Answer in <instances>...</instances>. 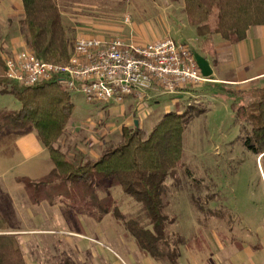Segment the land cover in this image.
<instances>
[{
  "label": "rangeland",
  "instance_id": "obj_1",
  "mask_svg": "<svg viewBox=\"0 0 264 264\" xmlns=\"http://www.w3.org/2000/svg\"><path fill=\"white\" fill-rule=\"evenodd\" d=\"M58 5L71 47L82 38L113 40L101 36L110 35L113 32L110 29L115 26H128L131 20L138 21L145 15L135 0H58ZM22 13L21 0H0V56L3 60L30 50L20 25ZM195 52L200 51L195 48ZM254 55L258 57L242 62L244 77L252 73L253 64L264 66V41L257 46ZM225 76L217 74L218 78ZM207 84L188 87L191 95H183L177 106L180 112L188 111L192 118L184 132L181 164L167 178L162 197L163 212L168 219L167 243L171 248L179 240L184 243L197 227L210 226L209 222L217 216L215 231L225 236L228 226L241 225L246 216H253L255 206L258 216L264 217V164L243 146L242 138L250 126L235 120L230 109L233 100L226 94L229 90L249 92L263 88L264 76L245 85ZM71 98L72 120L56 146L78 165L119 144L123 121L93 113L99 106L86 103L82 95L72 94ZM160 101L167 106L173 97L164 95ZM132 103L137 110V106L144 104ZM19 109L20 103L12 95L0 93V111ZM154 124L146 125L145 129L150 130ZM31 133L39 141L37 135ZM19 139L20 135L11 133L0 136V176L4 177L0 178V215L7 227L4 234L16 235L27 264H109L104 252L119 264H168L164 259L155 261L130 253L134 248L131 240L123 237L124 231L109 216L101 224L81 216L79 227L70 211L61 206L43 202L30 207L22 186L14 177L36 169L42 172L47 163L43 156L39 159L43 163L34 159L25 162L16 154L12 156L10 151L15 152L13 144ZM3 154L8 157L4 159ZM98 194L101 198L109 195L117 200L128 217L139 211L137 204L108 182L98 185ZM21 233L26 235L20 236Z\"/></svg>",
  "mask_w": 264,
  "mask_h": 264
},
{
  "label": "trees",
  "instance_id": "obj_2",
  "mask_svg": "<svg viewBox=\"0 0 264 264\" xmlns=\"http://www.w3.org/2000/svg\"><path fill=\"white\" fill-rule=\"evenodd\" d=\"M20 22L26 45L44 62L65 66L72 49L58 0H21ZM189 26L204 38L203 51L215 57L209 39L218 35L237 45L246 40L251 28L264 27V0H183ZM5 64L0 56V93L12 95L18 111H0V136L34 132L47 151L53 170L39 180L18 179L30 202H60L75 217L85 216L99 224L109 216L131 240L143 258L164 259L179 264V247L194 252L207 246L203 229L183 243H167L168 219L162 197L170 173L181 164L184 132L192 116L188 111L164 114L150 130L124 128L121 142L107 148L97 160L75 164L56 146L72 120L71 95L54 82L23 87L5 78ZM213 80L212 78H209ZM230 109L236 121L248 124L243 146L264 164V87L249 92L227 91ZM238 101L240 103H238ZM108 182L139 206L137 215L128 217L117 200L100 197L98 185ZM218 219V216L217 218ZM6 223L0 215V264H26L15 236L4 234ZM64 264H73L65 262Z\"/></svg>",
  "mask_w": 264,
  "mask_h": 264
},
{
  "label": "crops",
  "instance_id": "obj_3",
  "mask_svg": "<svg viewBox=\"0 0 264 264\" xmlns=\"http://www.w3.org/2000/svg\"><path fill=\"white\" fill-rule=\"evenodd\" d=\"M135 4L137 6H142L145 15L138 21H132L130 19L131 21L128 26L118 25L115 26V28H111L110 30L113 32L110 33V35L104 33L105 35L103 34L104 36H101L103 39L110 40L114 38H122L124 41L136 45H143L165 38H170L176 42L186 43L190 47L192 53H196L195 48H197L200 51L197 54L202 56L209 63L213 71L212 77L210 78H213V80L207 79V85H215L219 82L233 86L241 84L245 85L248 82L258 78L260 79L264 76V66L261 63L253 64L252 73L248 77H244V72L241 68L243 61L258 57V55H254V53L257 46L264 41V30L261 29L264 27L251 28L247 33L246 40L237 45H231L228 42L223 41L218 35L210 37L209 44L215 52V57H211L205 50L203 51L204 38L199 37L195 28L189 26L187 23L183 0H135ZM217 74L223 76L232 75V77H230V79L226 76L218 78ZM190 90L186 89L177 97L171 96L173 97V101L167 106L160 101V97L164 95H161L158 92H153V98L146 101L142 106H137L139 107L138 110L134 109L136 107L134 106L135 103H132L133 100L128 99L120 106L106 107L95 105L99 107L96 108L93 113L98 115L107 114L110 117H115L116 121H123L120 128L121 134L124 128L135 127V122L138 123V128L145 129L146 125H149L150 123L152 125L164 114L172 112L171 109H174L175 111L178 108L179 100L183 98V95H191L189 92ZM150 120L151 122H149ZM13 148L15 149V152L12 150L10 151V154L12 156L16 154L19 159H22L25 162L34 159L39 163H43L39 161V159H41L40 157L43 156L46 158L45 161L47 163L44 166L46 168L43 167L44 170L42 172H40L39 169H36L31 171L30 174L26 173L14 177L16 183H18V179L39 180L52 172L53 164L50 161L47 151L39 141L35 140V136H33L31 132L25 135H20L19 141L13 144ZM101 154L102 153L95 158L90 159L97 160ZM3 156L4 159H6L5 156L8 157V154H3ZM39 163H37V165H41ZM48 168L51 170L46 172ZM0 178L4 177L0 176ZM21 186L23 188V185ZM26 197L30 207H35L43 203L41 202L34 205L30 202L27 194ZM47 205L61 206L68 210L58 201L52 205L47 203ZM254 208H252V215L255 217L257 215V218H254L249 213L250 216H246L245 221H243L241 225L228 226L227 236L215 231L214 223L217 221L216 219H212V221L209 222L210 226L203 225L202 229L203 237L207 246L206 250L194 252L187 250L182 246L179 251V264H264V217L261 218V216H258L259 211L256 206ZM72 216L77 221L78 226L81 227L79 217H75L73 214ZM234 229L237 231H233ZM23 234L24 233H21L19 235H26ZM132 245L134 248L133 250H130V253H136L141 257L135 245L133 243ZM121 246H123V244ZM103 255L104 259L108 261L109 264H119L114 259L111 260V258L106 256L105 252Z\"/></svg>",
  "mask_w": 264,
  "mask_h": 264
},
{
  "label": "built area",
  "instance_id": "obj_4",
  "mask_svg": "<svg viewBox=\"0 0 264 264\" xmlns=\"http://www.w3.org/2000/svg\"><path fill=\"white\" fill-rule=\"evenodd\" d=\"M4 64L5 78L23 87L51 81L90 105L106 107L128 99L142 104L153 92L177 97L208 81L190 47L170 38L143 45L82 38L72 46L65 66L39 60L31 50L5 58Z\"/></svg>",
  "mask_w": 264,
  "mask_h": 264
},
{
  "label": "water",
  "instance_id": "obj_5",
  "mask_svg": "<svg viewBox=\"0 0 264 264\" xmlns=\"http://www.w3.org/2000/svg\"><path fill=\"white\" fill-rule=\"evenodd\" d=\"M193 57H194V60L196 62L198 69L201 72L202 77L205 79H209L210 77H212L213 71L209 63L207 62V60L197 53H193ZM135 127L138 128L137 122H135Z\"/></svg>",
  "mask_w": 264,
  "mask_h": 264
}]
</instances>
